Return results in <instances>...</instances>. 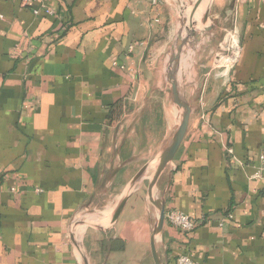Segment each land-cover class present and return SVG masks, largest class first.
<instances>
[{
    "label": "crops",
    "instance_id": "0c3cea01",
    "mask_svg": "<svg viewBox=\"0 0 264 264\" xmlns=\"http://www.w3.org/2000/svg\"><path fill=\"white\" fill-rule=\"evenodd\" d=\"M209 15L236 30L238 58L195 98L182 60L197 106L153 189L203 222L183 233L164 214L156 249L165 264H264V0ZM180 22L161 0H0V264H154L147 184L111 213L179 123L165 67Z\"/></svg>",
    "mask_w": 264,
    "mask_h": 264
},
{
    "label": "water",
    "instance_id": "95a60500",
    "mask_svg": "<svg viewBox=\"0 0 264 264\" xmlns=\"http://www.w3.org/2000/svg\"><path fill=\"white\" fill-rule=\"evenodd\" d=\"M204 0H196L193 7L190 9L188 14H184L181 18V22L175 38L170 46L167 58L166 68V79L169 83L168 93L171 101L179 109L180 120L175 129L171 134L168 141L164 144L159 153L151 160L147 161L132 177L130 182L127 184L125 193L119 200L115 208L111 213V222L115 221L122 209L124 208L130 194L135 189L137 183L141 181L145 172L152 165V173L147 183V195L148 198L153 202L159 210L156 223L151 231L150 238V251L154 261V264H165L160 258L155 244L157 234L160 232L164 223V202L153 199V189L161 176L165 171L168 164L172 162L188 128L191 113L193 111V105L190 104L183 94L181 86V71L180 64L182 62V55L186 46H188L192 40H197L199 37L198 32L208 31L212 28L211 25H206L209 17L210 6L213 0H207L205 8L200 15V20L194 19L197 9ZM202 25V26H200ZM201 27V28H200ZM198 31V32H197ZM211 61L207 62V66L204 69V75H207L210 71Z\"/></svg>",
    "mask_w": 264,
    "mask_h": 264
},
{
    "label": "rangeland",
    "instance_id": "374dc122",
    "mask_svg": "<svg viewBox=\"0 0 264 264\" xmlns=\"http://www.w3.org/2000/svg\"><path fill=\"white\" fill-rule=\"evenodd\" d=\"M183 1L182 0H161V3L164 5V7H168L172 13L174 12L175 9H178L180 12V16L182 18L184 13L186 14L188 11H190V9L193 7L196 0H189V1L183 0ZM204 1H202L203 3L202 7H199L201 8L199 17L204 10V3H205ZM187 8L188 10H186ZM206 25H211L212 28L208 31L199 32L198 33L199 37L197 38V40L195 41L192 40V42L188 46L185 47L183 55H182L183 63L186 62L185 61L186 56L190 58V61L188 60V62H186L188 65L187 71L188 73L189 72L191 73V78L193 81L192 83H188L187 87H188V90H190L191 97L193 98L201 94V90L203 88L204 78H205L204 68L207 66L208 61H211V64H210V71L206 75V77L208 76L209 79H217L218 82L225 79V77L227 76L226 73H228V70L230 69L228 65L231 63L229 61H226V58L230 56L229 54L231 51L233 52L232 48L226 49L225 42H226L228 34L234 33L235 35H237L236 30L233 28L228 27L227 30L218 28L215 20L211 18L210 15L208 17ZM238 41H239V37L237 36V43L239 45ZM167 58H168V54L166 56V63H167ZM166 68L167 66L165 67V73H166ZM165 81L164 82L166 83V85H168V88H169V83L167 82V79ZM181 86H182V89L185 87L184 80H181ZM196 104L197 102L195 103V105ZM152 165L145 172L143 178L141 179L139 183H137L136 186H138L139 184L145 186L148 183V180L151 175L150 173L152 172ZM126 187L127 185L122 190V193L123 192L125 193Z\"/></svg>",
    "mask_w": 264,
    "mask_h": 264
},
{
    "label": "built area",
    "instance_id": "2783aa9c",
    "mask_svg": "<svg viewBox=\"0 0 264 264\" xmlns=\"http://www.w3.org/2000/svg\"><path fill=\"white\" fill-rule=\"evenodd\" d=\"M30 1V0H25ZM46 12H49V9H45ZM240 46L237 43L236 49L233 50V52H230L229 58H233L232 62L228 65L231 67L237 60L238 54H239ZM235 52V53H234ZM228 152H231L229 149ZM262 174H264V147L259 152L258 160H257V166L255 169V172L253 174V177H259ZM229 218H231V214L228 215ZM165 220L173 227L177 228L179 231L183 233H188L193 231L197 226H199L203 219H193L189 215L177 210V209H169L165 213ZM222 225V222L220 223ZM177 264H197L196 261H194L190 256L187 254H181L176 258Z\"/></svg>",
    "mask_w": 264,
    "mask_h": 264
},
{
    "label": "bare ground",
    "instance_id": "6f19581e",
    "mask_svg": "<svg viewBox=\"0 0 264 264\" xmlns=\"http://www.w3.org/2000/svg\"><path fill=\"white\" fill-rule=\"evenodd\" d=\"M183 1V0H182ZM189 1V0H187ZM184 2V1H183ZM191 2V1H190ZM207 0H205V3H204V8H205V4H206ZM185 3V2H184ZM180 4V3H179ZM181 8V7H180ZM179 8V9H180ZM200 9L201 8H198L197 11H196V14L194 15V19L199 21L200 20V17H199V14H200ZM181 10V9H180ZM188 10V8L186 9ZM183 11V10H182ZM184 12V11H183ZM187 12V11H186ZM189 12V11H188ZM188 12L186 14H188ZM185 14V13H184ZM201 28V27H200ZM237 36L238 35H235L234 33L233 34H228L227 35V39H226V42H225V47L226 49L227 48H232L233 50L236 49V46H237ZM235 53V52H234ZM233 58H226V61H229V62H232ZM224 61V60H223ZM225 61V62H226ZM152 173V172H151Z\"/></svg>",
    "mask_w": 264,
    "mask_h": 264
}]
</instances>
